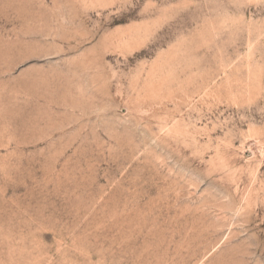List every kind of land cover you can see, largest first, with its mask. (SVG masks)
<instances>
[{"label": "rangeland", "instance_id": "1", "mask_svg": "<svg viewBox=\"0 0 264 264\" xmlns=\"http://www.w3.org/2000/svg\"><path fill=\"white\" fill-rule=\"evenodd\" d=\"M0 264H264V0H0Z\"/></svg>", "mask_w": 264, "mask_h": 264}]
</instances>
